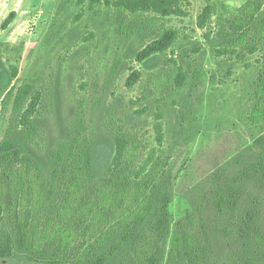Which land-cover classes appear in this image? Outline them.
<instances>
[{
  "label": "rangeland",
  "instance_id": "374dc122",
  "mask_svg": "<svg viewBox=\"0 0 264 264\" xmlns=\"http://www.w3.org/2000/svg\"><path fill=\"white\" fill-rule=\"evenodd\" d=\"M189 3L126 12L121 34L103 1L0 0V143L26 157L0 162V264H264V0Z\"/></svg>",
  "mask_w": 264,
  "mask_h": 264
},
{
  "label": "trees",
  "instance_id": "16d2710c",
  "mask_svg": "<svg viewBox=\"0 0 264 264\" xmlns=\"http://www.w3.org/2000/svg\"><path fill=\"white\" fill-rule=\"evenodd\" d=\"M103 1L107 6H114L119 11L118 22L119 29L121 34H125L128 32V26H125L123 15L126 12L137 14V13H154L160 16H183L186 15V8L190 4L189 0H90V4L92 5L94 2ZM80 2H84V0H80ZM210 7L206 5L201 13L197 16V26L199 28H203L205 26L206 19L210 16ZM14 16V12H11L8 17L3 21L2 26H7ZM123 32V33H122ZM175 35L174 32L167 31L163 34L162 37L153 40L151 43L145 46V48L140 52L138 58H144L149 56L157 51H161L167 49L170 40ZM243 33H241V38L243 39ZM241 39V40H242ZM14 70V74H15ZM138 73L134 72L127 79V85L131 86L137 80ZM185 80V75L180 73L177 75L176 82L178 85H182ZM264 81L260 80L258 83V91L263 90ZM21 97V95H20ZM18 97V98H20ZM35 100L30 103V107L28 112H31L34 109ZM261 120L260 112H254L253 114V122H259ZM29 113H24L21 116V124L24 126H29ZM25 156H20V152L14 146L13 142L10 140H4L0 143V162H6L7 167H11L12 160L21 161L25 160ZM9 162V163H8ZM148 185L144 183L137 191L134 193V201L137 206L141 205L144 202V197L147 194ZM159 211L157 213V217L153 222V227L156 230L159 238H163L166 236L168 231V222L170 218V212L168 210L169 203L171 201V197L162 193L159 197ZM145 218V214L138 215L136 213L135 217L128 224L129 227L133 226L136 222L142 221L141 219ZM139 220V221H138ZM10 251L8 246L0 247V257L8 256ZM205 256V249L203 247H190L185 250V257L189 259L199 260V258ZM107 260V257L104 254L93 256L91 258L87 257L86 264H104ZM154 261L153 257L149 258L150 264ZM6 264V263H5Z\"/></svg>",
  "mask_w": 264,
  "mask_h": 264
}]
</instances>
